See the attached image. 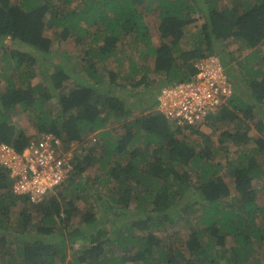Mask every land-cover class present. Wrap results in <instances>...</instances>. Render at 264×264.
Listing matches in <instances>:
<instances>
[{"label": "trees", "instance_id": "trees-1", "mask_svg": "<svg viewBox=\"0 0 264 264\" xmlns=\"http://www.w3.org/2000/svg\"><path fill=\"white\" fill-rule=\"evenodd\" d=\"M218 3L0 0V74L4 81L0 142L21 151L29 141L26 129L11 120L13 114H26L39 131L53 133L65 145L88 142L83 147L85 155L74 157L73 172L38 201L15 193L7 171L0 167V264L264 261L262 163L249 151H237V157L227 163L233 177L230 187L220 174L221 163L212 162L217 149L204 145L196 150L186 136L188 131L206 138L201 126L227 120L236 130H224L219 143L231 140V146L243 151L251 138L248 131L254 128L258 133L254 150L264 156V0H235L232 6ZM145 11L157 19L160 43L156 47ZM199 19L202 24L195 32V43H183L186 28ZM46 27L55 33L46 35ZM53 37H74L83 46V59L73 63L76 67L82 63V71L68 74L44 67L51 58ZM134 38L143 44L139 54L153 57L151 67L143 65L138 73L135 61L127 56L123 79L133 81L116 83L118 74L105 71L107 62L114 58L120 65L122 56L114 57L117 43ZM228 39L250 49L238 62L246 89L233 79L234 92L215 117L211 114L199 124L179 125L168 120L157 105L138 98L152 89L150 101L159 86L190 80L195 74L192 64L217 50L222 54L219 44ZM219 57L224 65L228 63ZM37 67L43 78L33 83ZM70 78L71 83L64 85ZM138 86L144 91L137 94L132 88ZM120 87L125 89L124 96L116 93ZM94 133L96 143L85 138ZM90 166H95L93 176L86 172ZM79 197L89 204L78 206ZM131 203L142 213H123L132 209ZM16 207L18 220L13 222ZM150 212L163 218L154 219ZM74 215L80 222L72 228L69 222ZM185 221L191 222L185 239L171 235L164 239L155 233ZM136 230L145 233L136 235ZM78 239L87 245L67 261L66 247ZM114 242L120 244L122 254L107 255L104 247Z\"/></svg>", "mask_w": 264, "mask_h": 264}, {"label": "rangeland", "instance_id": "rangeland-1", "mask_svg": "<svg viewBox=\"0 0 264 264\" xmlns=\"http://www.w3.org/2000/svg\"><path fill=\"white\" fill-rule=\"evenodd\" d=\"M202 1V0H201ZM219 1V5H226V6H232V4L235 2V0H218ZM145 20L147 22V25L150 28V32H151V40L154 43L155 47L159 45V38H158V33L156 31L157 28V19L156 17L150 13V12H146L145 13ZM202 24V19H199L198 21L191 23L190 25H188V27L185 30L184 36H183V43L186 41L191 40L192 43H195L196 40V34L195 32L198 31V26H200ZM46 35H53L55 33L54 29L51 28H45ZM84 37L86 38V35H84ZM91 36L88 38L90 40ZM135 41H140L138 39H133V43ZM219 46L221 47V49L224 51L221 54V51L217 50V52L219 53L220 56L223 57L224 61H228L227 63V69L229 70V73L232 76V79H234L235 84L238 83L240 84L244 89H246V86L244 85V71L243 69H241V67L239 66L238 62L241 60V58L246 55L247 53L250 52V49H246L245 47L242 48V46H239V44L235 41V40H225V41H221ZM262 51L264 50V45L261 46ZM51 58L46 62V64H44V67L46 66V69L48 68L50 71L53 72H58L60 70L64 71L66 70V72H68V74H72L73 72L78 73L79 71H82V63H78V67L73 66V63L75 61H80V59H83L84 57V49L83 46L79 45L77 42H75L74 37H69L67 39H56V38H52V44H51ZM136 48L133 47V44L131 42H129L128 39H122L121 41H119L117 43V51L116 54L114 55V57H119L121 58V56L123 54H126L128 56H130L131 58H133V60L136 62V66H138L137 72L139 70V68L143 65H148L149 68L151 67L152 61H153V57L148 56L147 58L142 57L139 52L136 50ZM215 52L213 53V55H218V53ZM261 53V51H260ZM84 54V55H83ZM261 56V55H260ZM262 57V56H261ZM125 57H122L121 59V64L118 65V62L114 59V58H110L107 62L108 67L105 69L106 72L111 71V72H115L117 75L116 78V83H124L125 80L127 78H124V75L127 73L128 70H126V67L128 66L127 61L123 60ZM220 58V57H219ZM84 62V61H83ZM153 69V68H151ZM36 72V76L35 79L32 80L33 83L37 82H41L42 81V76L41 73L39 72V68L37 67L36 69H34ZM136 72V73H137ZM139 73V72H138ZM136 76L139 74H135ZM151 75H153L151 73ZM156 75V74H154ZM108 76H105V78H107ZM70 80L64 82V85H69V83H71ZM128 82H132V79H127ZM3 78L1 77L0 74V90L4 89V84H3ZM110 84V83H109ZM112 88H114V85L112 84ZM127 88H130V86H128ZM117 92L118 94L124 96L125 95V89H123L122 87L117 88ZM133 92H136L137 94L140 93L141 91H144L143 86H138V87H134L132 88ZM152 91V89L149 91L148 89H146L145 94L139 95L138 98L142 101H144L145 99H147L148 102H150V104H154L156 106V102L153 99H151L149 101L148 99V95L149 93ZM132 98H129L128 101H132ZM52 104L54 103V100H51ZM143 106V105H142ZM57 107V106H56ZM144 107V106H143ZM136 109V108H134ZM220 112V109H218L215 113H213V117H215L218 113ZM136 114H139L138 110H135ZM141 113H144L141 111ZM12 121H14L15 123L19 124L18 127L21 128H25L26 129V133L28 135V140L29 141H33V140H37L42 132L38 130V124L36 122H34L35 120L33 119V123L31 121L30 117H27L26 114H13L12 116ZM213 121V122H212ZM211 122H208L207 124H204L203 126H201V130L205 133L206 138H203L202 135L200 134H190L188 131H186V136L188 137V141L191 144V146H193V148H195L196 150L200 149L201 147H204V145H210L208 146V148L210 147V149H217L214 154V156L211 158L212 162L214 163H221L220 166V174L223 176L224 180L228 183V185L230 187H232V183H233V177L230 175V169L227 166L228 161H231L232 159H234L235 157H237L238 152H251L253 153V155H255V157H257L260 162L262 163V170H264V156L262 155V153H257L255 152L254 148H255V141L254 138L257 137L258 133L254 130V128L249 129V135H250V141L244 146L243 151H241L240 146H231V140H227L225 143H219V138L221 133L224 130H229L230 132H235L236 128L234 125H232L230 122H228L227 120H212ZM116 122L113 121L112 124ZM239 125V124H238ZM97 134H93V135H89V137H85L88 140L92 139V137H95L97 139ZM87 140V141H88ZM98 140V139H97ZM92 141V140H91ZM96 142V141H95ZM93 142V143H95ZM88 142L86 144L84 143H74L71 144H66L63 145V151H67V153L70 152L71 155L77 156L79 154H84L86 153L85 150H83V147H88ZM219 148V149H218ZM205 149V148H204ZM238 151V152H237ZM260 157H263L260 159ZM177 169L179 171L184 170L183 167H177ZM95 170V166H90L89 168H87L86 172L90 173V176H93ZM85 172V173H86ZM191 172V170H190ZM193 173V172H191ZM192 180L194 181V178H192ZM234 193V191H232ZM260 199V196H259ZM183 202V201H182ZM77 204L78 206L80 205V207L83 206H87V204H89V202H86L82 197H79L77 199ZM132 204V209L130 211H122L123 213H135V214H141L142 211H138L135 209L134 207V203ZM19 207H16L15 209H13V214H12V220L17 221L18 220V211ZM150 216L154 219H162L163 216L162 215H157V214H153L152 212H150ZM133 218V217H132ZM80 222V218L77 215H74L70 222H69V226L70 227H76ZM89 224H87L86 226H88ZM191 225V222H186L182 223V224H175L173 226H168V227L164 230V231H155V233L162 237V238H166L169 235L172 236L173 239H177L178 236L181 239H185L188 235L189 232V227ZM61 226L63 227V225L61 224ZM96 230V229H95ZM94 230V231H95ZM145 233L144 231H135V234H143ZM83 244L87 243H83L81 242L80 239H78L73 246H68L66 247V254H67V261L70 259V257L72 256V254H76L79 252V250L81 249V247L83 246ZM17 247V245H14V248ZM120 244L114 242L113 244H107L104 248V252L108 254H111L112 252H114L116 255L122 254L121 251L122 249L120 248ZM264 259V258H263ZM1 262V260H0ZM96 264H109V263H105L104 261L100 260L98 263ZM124 264H136L135 262L131 261V262H125ZM141 264V262H140ZM261 264H264V261L261 260Z\"/></svg>", "mask_w": 264, "mask_h": 264}, {"label": "built area", "instance_id": "built-area-1", "mask_svg": "<svg viewBox=\"0 0 264 264\" xmlns=\"http://www.w3.org/2000/svg\"><path fill=\"white\" fill-rule=\"evenodd\" d=\"M193 65L195 74L190 80L164 86L156 95L159 110L179 125L206 121L234 92V82L217 57L200 58ZM0 163L9 170L12 190L33 201L60 184L73 166L61 141L51 133L31 141L21 154L0 144Z\"/></svg>", "mask_w": 264, "mask_h": 264}, {"label": "clouds", "instance_id": "clouds-1", "mask_svg": "<svg viewBox=\"0 0 264 264\" xmlns=\"http://www.w3.org/2000/svg\"><path fill=\"white\" fill-rule=\"evenodd\" d=\"M146 12H149V11H145V13ZM151 13V12H150ZM153 14V13H152ZM144 19H145V14H144ZM146 21V20H145ZM146 26L147 27H149L148 25H147V22H146ZM157 26H158V23H157ZM150 29V28H149ZM156 31H157V33H158V30H157V28H156ZM149 32H150V30H149ZM150 34H151V32H150ZM129 42H131L132 44H133V47L134 48H136V50L138 51L140 48H142L143 47V44H142V42H132V41H129ZM152 44L154 45V43L152 42ZM154 47H155V45H154ZM136 50H135V52H136ZM128 55H126V54H123L122 55V57H127ZM209 56H214V57H217L219 60H221L217 55H209ZM136 63V62H135ZM224 65V64H223ZM192 66H193V68H194V70H195V67H194V65L192 64ZM225 66V68H226V70H227V64H225L224 65ZM195 73V72H194ZM229 75H230V77H231V74L229 73ZM126 77V76H125ZM232 79V78H231ZM233 80V79H232ZM169 84H164V85H161V86H159L157 89H154V94H153V97L152 98H154V100H155V102H156V105H157V109H159L158 108V102H157V99H156V95L158 94V92H159V90H160V88H162V87H164V86H168ZM43 133H51V132H42V134ZM41 134V135H42ZM51 134H53V133H51ZM95 134V133H94ZM54 135V134H53ZM93 135V134H92ZM55 136V135H54ZM41 137V136H40ZM39 137V138H40ZM56 137V136H55ZM38 138V139H39ZM60 141H61V143H62V146L63 145H65V144H63V141H62V139L60 138V137H57ZM37 139V140H38ZM37 140H33V141H37ZM92 143L93 142H97V139L95 138V137H92ZM31 141H28V143L26 144V146L21 150V151H18V150H16L12 145H10L9 143H5V142H0V144H6L7 146H9L10 148H12L17 154H21L22 153V151L28 146V144L30 143ZM95 142V143H96ZM75 143V142H74ZM71 145L73 144V143H70ZM81 144V143H80ZM65 153H67V151H64ZM70 152H71V150H70ZM70 152L68 153V155L71 157V161H72V163H74V157H75V154L74 155H71L70 154ZM0 167H2L3 169H5L6 171H7V174H8V178H9V180L11 181V187H12V180H11V178H10V174H9V170H8V168L6 167V166H4L3 164H1L0 163ZM73 172V166H72V169H71V171H70V173H69V175L71 174Z\"/></svg>", "mask_w": 264, "mask_h": 264}]
</instances>
